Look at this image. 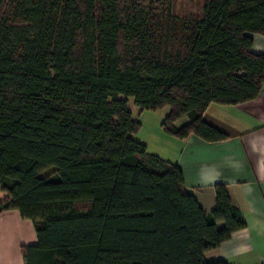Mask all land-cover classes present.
Returning a JSON list of instances; mask_svg holds the SVG:
<instances>
[{
	"label": "trees",
	"instance_id": "1",
	"mask_svg": "<svg viewBox=\"0 0 264 264\" xmlns=\"http://www.w3.org/2000/svg\"><path fill=\"white\" fill-rule=\"evenodd\" d=\"M6 1L0 214L34 223L25 264H227L205 255L246 228L241 211L218 187L205 214L179 167L133 139L129 100L170 107L167 135L227 140L204 115L260 95L264 0H208L202 17L173 0H12L2 17Z\"/></svg>",
	"mask_w": 264,
	"mask_h": 264
},
{
	"label": "crops",
	"instance_id": "2",
	"mask_svg": "<svg viewBox=\"0 0 264 264\" xmlns=\"http://www.w3.org/2000/svg\"><path fill=\"white\" fill-rule=\"evenodd\" d=\"M253 37V52L264 55V37ZM169 113L157 118L155 137L140 142L151 155L179 167L186 192L196 198L205 214L215 211L216 189L225 187L246 224L228 242L208 252L205 259L264 264V86L252 102L210 106L204 121L228 136L222 142L208 143L196 136L180 140L167 135L162 124ZM187 123L184 119L177 126ZM6 197L0 186V199ZM37 244L32 221L24 220L15 210L0 214V264H25L23 248Z\"/></svg>",
	"mask_w": 264,
	"mask_h": 264
},
{
	"label": "rangeland",
	"instance_id": "3",
	"mask_svg": "<svg viewBox=\"0 0 264 264\" xmlns=\"http://www.w3.org/2000/svg\"><path fill=\"white\" fill-rule=\"evenodd\" d=\"M208 0H173L172 13L177 17H186V16H203V10ZM12 9V0L6 1L1 16L4 17L9 14ZM165 51L164 49H162ZM129 109L132 112L133 119L141 123V130L138 134L133 135V139L140 141L142 139H149L155 137V131L157 129L156 123L159 116L169 113L171 111L170 107H165L156 112L153 111H144L142 112L139 108L134 105L133 99L129 100ZM136 108V110H135ZM151 143V140H150ZM152 148L153 146L150 145Z\"/></svg>",
	"mask_w": 264,
	"mask_h": 264
}]
</instances>
